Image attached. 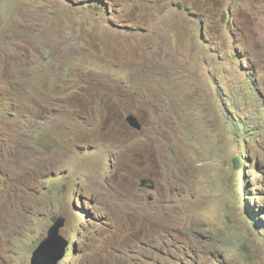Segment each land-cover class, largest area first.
Instances as JSON below:
<instances>
[{
    "label": "rangeland",
    "instance_id": "obj_1",
    "mask_svg": "<svg viewBox=\"0 0 264 264\" xmlns=\"http://www.w3.org/2000/svg\"><path fill=\"white\" fill-rule=\"evenodd\" d=\"M59 217V264H264V0H0V264Z\"/></svg>",
    "mask_w": 264,
    "mask_h": 264
},
{
    "label": "water",
    "instance_id": "obj_2",
    "mask_svg": "<svg viewBox=\"0 0 264 264\" xmlns=\"http://www.w3.org/2000/svg\"><path fill=\"white\" fill-rule=\"evenodd\" d=\"M219 1V0H212ZM129 125L137 131H141L143 126L139 120L131 115L127 118ZM149 182L144 181L143 186H147ZM66 220L59 217L55 224L48 232V237L40 244L33 253L31 264H59L67 255L69 242L61 234V230L65 227Z\"/></svg>",
    "mask_w": 264,
    "mask_h": 264
},
{
    "label": "clouds",
    "instance_id": "obj_3",
    "mask_svg": "<svg viewBox=\"0 0 264 264\" xmlns=\"http://www.w3.org/2000/svg\"><path fill=\"white\" fill-rule=\"evenodd\" d=\"M210 1H212V0H210ZM219 1H221V0H219ZM213 2H216V1H213ZM111 8V7H110ZM114 9V8H113ZM115 10V9H114ZM104 12V11H103ZM137 118V117H136Z\"/></svg>",
    "mask_w": 264,
    "mask_h": 264
},
{
    "label": "trees",
    "instance_id": "obj_4",
    "mask_svg": "<svg viewBox=\"0 0 264 264\" xmlns=\"http://www.w3.org/2000/svg\"><path fill=\"white\" fill-rule=\"evenodd\" d=\"M239 169H240V167H239Z\"/></svg>",
    "mask_w": 264,
    "mask_h": 264
}]
</instances>
